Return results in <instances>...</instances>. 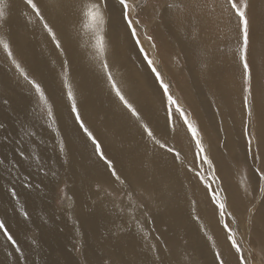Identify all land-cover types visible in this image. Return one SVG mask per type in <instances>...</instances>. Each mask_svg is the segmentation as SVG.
Instances as JSON below:
<instances>
[{
    "label": "bare ground",
    "instance_id": "obj_1",
    "mask_svg": "<svg viewBox=\"0 0 264 264\" xmlns=\"http://www.w3.org/2000/svg\"><path fill=\"white\" fill-rule=\"evenodd\" d=\"M149 1L151 4L140 10L152 17L148 32L171 52L176 45L180 48L186 64L183 73H188L190 85L200 95L188 87L194 94L190 104L202 134L211 141L225 139L236 148L244 145L247 130L264 165V83L260 81L264 65L261 68L255 63L260 57L264 64V0H249L246 13L250 15L251 117L241 92L238 38L243 33L234 10L224 0ZM84 2L37 0L44 17L41 20L23 0H0L4 5L0 39L10 42L17 62L45 86L56 115L53 123L40 112L30 86L0 48V221L16 241L13 244L0 229V264H178L174 257L182 253L178 248L181 239L196 253V264H213L217 252L225 264H237L226 239L225 221L241 234L242 248L253 252L255 264H264L253 251L261 248L264 252L263 182L257 174L249 176L257 207L251 213L252 203L231 179L237 158L228 145L209 149L205 144L213 163L210 169L194 158V144L185 126L177 120L175 133L166 129L161 93L147 66L149 51L125 29L117 0H108L105 23L98 33L104 39V58L125 97L141 113L143 123L161 143L175 147L181 159L175 160L166 148L148 138L141 122L131 116L106 79L96 46L97 33L85 28L82 20ZM45 22L56 32L63 52L44 29ZM65 75L86 126L101 142L124 183L115 181L75 124L66 97ZM175 76L181 77V71ZM177 117L178 113L174 114V120ZM62 182L68 192L65 212L71 220L54 204ZM112 190L124 191L130 197L155 193L158 205L149 207L148 213L134 209L127 218L125 202ZM213 191L225 200L224 220L211 201ZM248 208L250 213L246 214ZM202 219L208 220L210 231L201 226L205 224ZM70 221L74 227L69 226ZM78 241L82 250L76 255Z\"/></svg>",
    "mask_w": 264,
    "mask_h": 264
},
{
    "label": "snow or ice",
    "instance_id": "obj_2",
    "mask_svg": "<svg viewBox=\"0 0 264 264\" xmlns=\"http://www.w3.org/2000/svg\"><path fill=\"white\" fill-rule=\"evenodd\" d=\"M225 3L229 6L230 9L234 10L235 15L239 18V21L243 25V68L247 80V88L246 91L248 95L251 96V83H252V72L249 67L247 61V48L249 43V22L247 19L246 11L248 5L245 3L243 7L238 6L237 0H224ZM23 3L30 8L37 17L41 20H44L43 15L41 14V8L38 6L37 0H23ZM117 4L119 6V13L122 21L125 23L126 27L130 30V35L135 38V42L137 44L140 43L139 36L137 34V30L135 25L140 24L139 19H133L132 13L136 11V5H134L131 0H117ZM109 8L108 0H85V2L81 5V14L82 20L84 21V27L92 29L93 32L97 33L96 35V46L97 50L102 57L101 59V68L106 75V79L111 85V89L114 91L115 96L119 99V101L123 104V106L128 110L132 117H134L138 122H141V127L144 132L147 134L148 138L153 140L154 143L158 144L161 148H166L168 153L173 154L175 160L181 159V154L179 151L175 149L173 146H166V144L161 143L160 140L156 139L154 136L153 130L149 127L147 123H143V117L141 113L133 106L132 103L125 97L121 88L118 86L116 79L114 78L112 71L109 68L108 61L105 57V47H104V39L103 36L99 35V30L102 28L105 23V10ZM139 15V13H137ZM4 18V5L0 4V19ZM44 29L50 35L52 41L55 43V47L57 49H61L63 52L61 42L57 38L56 32L52 27L49 26L47 22L43 24ZM151 40V37H148ZM0 48L3 49L4 53L9 60H11L12 65H14L16 71L19 73L20 77H22L30 86L33 95L36 97L37 108L42 106L44 113L47 118L51 119L53 123L56 122V115L53 110L52 103L49 102V95L46 94V88L42 85V83L38 82L36 79L31 78L25 68L17 62L12 46L10 42L4 39H0ZM141 51L143 49L141 48ZM147 59V57H145ZM147 66L151 70L154 75L155 81L159 85V89L161 90V100L164 103L165 107V127L172 133L176 132V122L177 120L185 126V130L190 137V142L194 143V158H199L204 164H207L210 169L213 168L212 160L209 159L204 144L203 138L200 133V129L198 128L196 122L194 120L189 119L186 110L182 108L177 99L174 98L170 91L169 84L164 82V79L157 70L155 63L151 59H147ZM64 86L66 88V97L70 102V113L74 114L73 119L75 124L78 126L79 130L82 134L87 137L88 140L91 141L94 146V151L99 155L100 159L105 162L108 168L111 171V176L115 178V181L120 183H124L121 180V176L117 173V170L113 164V162L108 159L101 146V142L96 138L93 132L86 126L85 121L83 120L80 110L77 106L76 96L73 92L71 84L68 82L67 75L64 78ZM7 103V101H5ZM245 107L247 108L248 117L252 116V107L248 98H245ZM178 113V117L174 120V114ZM29 135H34V133H29ZM246 157H252L253 159H260V151L259 147L256 149L252 148V138L251 136L247 140L246 147ZM259 181L264 182V171H261L259 168L255 169ZM197 176H200V173H196ZM203 179V177H201ZM260 191L264 193V186L260 187ZM12 195H16L15 192ZM212 203L218 208L219 215L221 220L225 219L226 215V203L223 198L218 196L214 191L211 195ZM24 216L27 219L28 213L25 211ZM0 229H4V234L9 241H12L13 244H16V241L13 239L12 235L8 234V230L5 228L4 221H0ZM224 229L226 230V239L230 241L231 249L235 250V253L238 256V264H249V261L244 256V251L241 243H239L236 239L237 231L233 230L229 223H224ZM17 251L19 249L17 248ZM216 261H219V264H225V260L221 258V254L219 252L215 253L213 264H216Z\"/></svg>",
    "mask_w": 264,
    "mask_h": 264
},
{
    "label": "rangeland",
    "instance_id": "obj_3",
    "mask_svg": "<svg viewBox=\"0 0 264 264\" xmlns=\"http://www.w3.org/2000/svg\"><path fill=\"white\" fill-rule=\"evenodd\" d=\"M131 2L134 5H136V11H134L131 15H132V18L134 20L135 19L140 20V24L135 25V27H136L137 34H138L140 40L144 44L143 49H147L149 51L148 59H151L154 61L157 70L160 71V73L164 79V82L169 84L170 91H171L172 95L174 96L175 99H177L179 105L186 110V113H187L189 119L194 120L196 122L198 128L200 129V133H201L202 138H204V137L206 138V141H204V139H203L204 146L206 144V147L210 149L213 147V145L215 147H218V148H220V147L222 148L224 146V144L228 145V142L225 139L219 140V138L218 139L216 138V139H214L215 141L214 140L211 141V140H208L206 135L204 136L202 134V133H204V130L202 129L201 125L199 124L197 118L194 117L195 113L192 110L191 104H190V100L193 101L192 97L194 96V94H192V93H195L196 95H198V97L200 95L197 94V92L195 91V88L190 85L191 79H190L188 73L187 72H186V74L183 73V70L186 69V67H185L186 64L182 60L180 48L179 47L177 48V45H176L173 52H171V49H168L164 44L157 41L154 38L153 34L151 32L150 33L148 32V29L151 28V18L152 17L150 18V16L148 14H146L147 12H144L143 10L140 11V10L142 8L148 6L149 4H151L150 3L151 1H149V0H131ZM237 2H238V6L243 7L245 3L248 5L249 0H237ZM160 3H161V1L157 3L158 6L161 5ZM137 13H139V15H137ZM246 13H248V9H247ZM247 19L250 21V15L249 14L247 16ZM240 27H241L242 33H243V25L241 22H240ZM125 29L129 30L126 27V25H125ZM242 35L243 34H241L240 38H238L239 39L238 47L241 51V64H242V71H243L241 92H242V97L244 99L247 97L248 101H249V95H248V92L246 91L247 80H246V76H245V72H244V68H243V54L244 53H243V37H242ZM148 37H151V40H149ZM248 50H249V43H248L247 53H248ZM140 53H142V51H140ZM247 61L249 62L248 54H247ZM255 63L258 67L263 68L264 64H263V61L260 59V57H257V60L255 61ZM180 71H181V77L175 76V75H178L180 73ZM260 81L262 83H264V72L263 73L260 72ZM156 85L158 86V90L161 93V90L159 89V85L157 82H156ZM188 87L190 88L192 93L190 92ZM251 89H252V83H251ZM251 95H252V92H251ZM39 109H40V112L44 116H46L44 113V110H42L43 109L42 106ZM249 137H250V135L248 134V131L246 130V135L244 138L245 139L244 145L234 148V145L232 146V144H233L232 143L231 145H228L227 149L230 151L232 156L237 158L236 163L232 159L233 163H234V167H233V173L231 175L232 176L231 179H233L236 183H238L239 187L241 188V191L244 192L243 194L245 195V198L247 197V201L249 199V201L252 203L250 206H251V213H253L257 210V207L255 206L256 197L253 194V187L250 183L249 176H251V174H257L255 171L256 168H259L261 171H264V168H263L264 165L260 159H258V160L254 159V163H253L252 158L248 159V157H246L247 140L249 139ZM235 139L237 140V138H235ZM210 141L212 142V144ZM254 142L255 141L253 139L252 143L254 144ZM252 148L254 149L253 146H252ZM241 151L244 152V154H245L244 156L242 155ZM226 154H227V152H226ZM193 173L196 174L195 170H193ZM243 181L245 182V185L243 184ZM220 184H221V186H223L222 182H220ZM210 185H211V189L213 190L214 189V183L212 181L211 176H210ZM262 185H264V182L262 183ZM58 187L59 188L56 189V191H57L56 195H55L56 197L54 198L56 200H54V204L57 206L59 211H61L62 213L64 212L66 217L70 218V214L65 212V205L67 204L66 199H67V195H68L65 182H64V184L62 182ZM223 187H225V186H223ZM118 190L117 191L112 190L111 192L114 196L116 195L115 197L117 199L124 201L126 203V204L124 203L123 206H125V208H127V210H128L129 216L127 218L131 217V214L137 210H138V213L142 212V211L145 213H148L149 207L155 208L156 204L158 203V196L155 193H152L150 195L147 194L146 196H144V194L141 193V194H138L137 196L135 195L134 197L133 196L130 197L124 191H121V193H119ZM249 201H248V203H249ZM129 206H131V208ZM134 209H135V211H134ZM120 213H121V215H124L123 210H120ZM248 213H250V208H248L246 210V214H248ZM144 216L146 217L147 215H144ZM225 217H226V215H225ZM132 219H134V217H132ZM132 219H130V220H132ZM203 219L201 220V223H205V224H201V226L202 227L204 226L203 228L206 229V231H210V226H209L208 220L207 219L203 220ZM70 220H71V218H70ZM68 224H69V226H72V227L75 226L73 223H71V221L68 222ZM233 225L235 227L236 223ZM236 238H237L238 242L244 243L241 234L237 233ZM181 240H180V243H178L180 246L178 245L179 247L178 246L177 247L181 249L182 253L178 257L175 256L174 259H176L177 261L179 260L178 264H180V263L181 264H191L190 262H193V261H194L193 263L196 264L198 261V257L196 255V253L186 246V242H184L183 240L181 241ZM183 242H184V244H183ZM181 245L182 246L184 245V247H187V248L181 247ZM177 247H175L174 249L176 250ZM185 249H187V250L185 251ZM81 250H82V244L80 241H78V243L76 245V249H75V251H76L75 254L79 255ZM190 250H191V252L192 251L193 252L191 253ZM243 251H244L245 258L249 261V264H255L256 261L254 260L253 252L249 248H246V247L243 248ZM253 251L256 253L257 258H259L260 260L264 259V252L261 250V248H255V249H253ZM233 253H234V261H235V263H237L238 262V256L235 253L234 249H233ZM193 258L195 260H193ZM187 260H188V262H187ZM104 262H105L104 264H108V261H104Z\"/></svg>",
    "mask_w": 264,
    "mask_h": 264
}]
</instances>
